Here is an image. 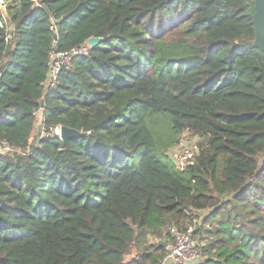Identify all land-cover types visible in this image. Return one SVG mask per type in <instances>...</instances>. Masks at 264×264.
I'll return each instance as SVG.
<instances>
[{"label": "trees", "instance_id": "trees-1", "mask_svg": "<svg viewBox=\"0 0 264 264\" xmlns=\"http://www.w3.org/2000/svg\"><path fill=\"white\" fill-rule=\"evenodd\" d=\"M6 1L0 264H157L167 226L194 228L202 264H264L254 0ZM91 36L45 87L50 53ZM37 112L81 134L34 136ZM184 131L198 151L180 171L158 155Z\"/></svg>", "mask_w": 264, "mask_h": 264}, {"label": "built area", "instance_id": "built-area-1", "mask_svg": "<svg viewBox=\"0 0 264 264\" xmlns=\"http://www.w3.org/2000/svg\"><path fill=\"white\" fill-rule=\"evenodd\" d=\"M6 4L5 0H0V27H4L8 31L10 28L7 24V18L3 13L5 11ZM89 49L90 46L86 40L82 45L73 47L69 50H53L48 58L49 70L48 78L44 84L45 87L55 86L61 69L68 67L75 55L88 54ZM48 133L61 139V126H51L46 129L44 125L42 126L40 120L37 136H46ZM13 151H15V149L12 148L6 141H0V152L11 153ZM197 151V135H191L188 131H184L179 135L175 146L170 148L168 157L176 169L183 171L194 165ZM167 230L172 239L167 247L166 253L157 264H202L203 257L201 256V252L199 250L200 243L194 235V228L192 226H188L185 230H180L173 226H167Z\"/></svg>", "mask_w": 264, "mask_h": 264}, {"label": "water", "instance_id": "water-1", "mask_svg": "<svg viewBox=\"0 0 264 264\" xmlns=\"http://www.w3.org/2000/svg\"><path fill=\"white\" fill-rule=\"evenodd\" d=\"M252 21L254 24L255 38L254 45L259 47L264 53V0H254V13L252 15ZM102 41V37L91 36L87 39L90 48L95 47ZM43 103V101H40ZM81 132L76 129L61 126L60 138L65 144L70 137L79 136ZM162 244L165 243L162 241Z\"/></svg>", "mask_w": 264, "mask_h": 264}, {"label": "rangeland", "instance_id": "rangeland-1", "mask_svg": "<svg viewBox=\"0 0 264 264\" xmlns=\"http://www.w3.org/2000/svg\"><path fill=\"white\" fill-rule=\"evenodd\" d=\"M4 13V12H3ZM36 115H37V122H36V126H35V129H34V136H36L37 135V133H38V129H39V124H40V113L39 112H37L36 113ZM169 150H170V148H168L167 150H166V152H165V154L166 155H162V154H159L158 156H159V158L161 159V160H163V161H167V155H168V153H169ZM202 213H200V215H201ZM200 215H199V219L201 218L200 217ZM167 231V230H166ZM170 242H171V239L169 238H166V243H165V249L167 250V247H168V245L170 244ZM135 254H136V250H135V247H132L131 248V250H130V252L126 255V260H129L130 258H132L133 256H135Z\"/></svg>", "mask_w": 264, "mask_h": 264}, {"label": "crops", "instance_id": "crops-1", "mask_svg": "<svg viewBox=\"0 0 264 264\" xmlns=\"http://www.w3.org/2000/svg\"><path fill=\"white\" fill-rule=\"evenodd\" d=\"M6 1V0H5ZM6 3H7V1H6ZM4 16L7 18V13H6V8H5V11H4ZM7 24L9 25V23H8V19H7ZM198 240V239H197ZM200 243V242H199ZM201 245V244H200ZM199 250H200V247H199Z\"/></svg>", "mask_w": 264, "mask_h": 264}]
</instances>
